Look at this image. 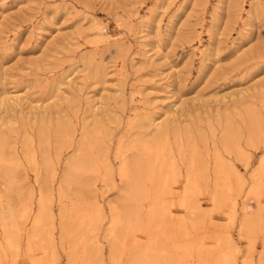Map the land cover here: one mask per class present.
Listing matches in <instances>:
<instances>
[{
    "label": "rangeland",
    "instance_id": "rangeland-1",
    "mask_svg": "<svg viewBox=\"0 0 264 264\" xmlns=\"http://www.w3.org/2000/svg\"><path fill=\"white\" fill-rule=\"evenodd\" d=\"M140 141L141 208L122 221ZM0 145L16 183L0 182V264H259L264 0H0ZM216 155L242 179L218 201Z\"/></svg>",
    "mask_w": 264,
    "mask_h": 264
},
{
    "label": "bare ground",
    "instance_id": "bare-ground-1",
    "mask_svg": "<svg viewBox=\"0 0 264 264\" xmlns=\"http://www.w3.org/2000/svg\"><path fill=\"white\" fill-rule=\"evenodd\" d=\"M230 133H231L230 130L228 128H226L225 133H224V138L221 141V143L225 146L228 154L232 155L231 154V151H230L232 149H235L238 152V154H240L242 148L239 147V145L236 144V142H233L232 141V138H231V134ZM162 137L164 138V136H162ZM162 137H161V139H162ZM90 138H91V135L85 134L84 137H83L84 144L87 141H89ZM164 142H167V138H165V141ZM250 143H251V145H253L252 143H254V141L253 142H250ZM1 144H4L3 139L1 140ZM152 144L153 143H150V142H142V141H140V143L138 145V148H137L138 149V154H136L130 161H124L123 160L122 163L120 164V167H119V177H120V180L123 181L124 184H126L125 187H127V189L126 188L124 189V190H126L125 191V194H126L125 202L128 204L127 205L128 211H126V213H124L122 216H120V219L122 221L128 219L129 217H132L135 213L139 212V210L141 208V197H142V195L144 193L143 175H144V171H145V167H144L145 164L143 163V161H144L145 158L148 157L149 151L152 149ZM96 146L98 148H101L100 147L101 146L100 142L99 143H96ZM1 147L2 146L0 145V150L2 149ZM262 159L264 160V158H262ZM86 161L88 162L86 164V167L92 166V164H91L92 163L91 162V158L89 156L86 157V159L82 160L80 163L75 162V163H69L68 164V169H67L66 174H65V182L66 183H68L71 180V178H74V176L76 174H78L81 171V169H83L85 167ZM260 163H261V161H260ZM214 164H215V166H214V169H215V177H216V180H217V183H218L217 184V192H216V194H217V198L216 199L218 201L223 196L224 191H226L225 188H229V185L231 183V180L233 179L231 177H233V176L236 177L237 178V181L240 184H242V179L240 177L239 172L235 168V166L232 163L230 164V163L226 162L219 155H216ZM247 164H249V162ZM260 166L261 165H259V167ZM193 167H194V165H193V162L191 161L189 163L188 170H187V172H188L187 186H190L191 183H192L191 177H192V172L194 170ZM263 172H264V169H262V168L260 170H258V172H256V175L254 177L255 178L258 177V180H256L254 178L255 179V182H254V185L252 186L253 188L251 189L252 190L251 193L253 195H255L258 198V200H259V207H258V210L259 211H261L262 209H264V207L260 204V198L262 196H264V186H263V183H262V180H261V178H262L261 176L263 175ZM0 182H1V186L4 187V190H3L4 193L10 192L12 190V188L14 186H16V183H15V173H14L13 169H11L7 165V163H5V162H2V165H1V169H0ZM221 184L224 186L223 189L221 187ZM155 192L157 193V196L158 197H157V200H156L157 201V204H156V207H155V209L153 211V215L155 217V220H158V218H159L158 222L161 223V222L164 221V216H163V214H162V212L160 210V207H161V202H160V197H159L160 196L159 195L160 194L159 193L160 191H158V190L156 191L155 190ZM196 209L197 208H195V210ZM193 214H196V212L193 213ZM41 215H42V213H41ZM258 216L260 217L259 212H258ZM249 217H250V215H246L245 216L244 223H243V228L246 231V233H249L250 230H252V226L250 225V221L251 220H254L252 218L249 221ZM260 219H262V218H260ZM13 222H15V219L13 220ZM261 225H263V227H264V220H261ZM160 226H161V224H160ZM9 228H11V226ZM9 231H10V229H9ZM253 231H255V230H253ZM253 231L250 232V234L252 233L254 235L255 233ZM253 235H250L252 238L250 236H248L249 239L252 240L251 242H253V240L255 242V239H253V237H255L256 235H254V236ZM115 238L120 239L121 237H120L119 234H117ZM228 243H229V247L233 248L232 241L229 240ZM253 243H251V244H253ZM112 251L113 252L114 251H117V245H114V249ZM145 252H148V250L147 249H145L144 251L142 250V256H145L146 255ZM226 256L227 257H224V260L223 261L221 260L222 262H220V264H237L232 259V256L230 254H226ZM129 264H140V257H136V258L132 259ZM259 264H264V255H261L260 256Z\"/></svg>",
    "mask_w": 264,
    "mask_h": 264
},
{
    "label": "snow or ice",
    "instance_id": "snow-or-ice-1",
    "mask_svg": "<svg viewBox=\"0 0 264 264\" xmlns=\"http://www.w3.org/2000/svg\"><path fill=\"white\" fill-rule=\"evenodd\" d=\"M261 168L264 169V160L261 161Z\"/></svg>",
    "mask_w": 264,
    "mask_h": 264
}]
</instances>
